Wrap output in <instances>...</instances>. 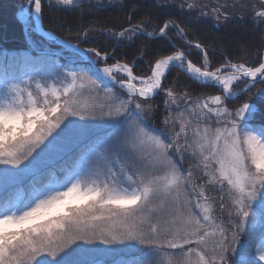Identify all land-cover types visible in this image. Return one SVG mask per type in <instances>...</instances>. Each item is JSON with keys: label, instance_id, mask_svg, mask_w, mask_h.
Listing matches in <instances>:
<instances>
[{"label": "snow or ice", "instance_id": "1", "mask_svg": "<svg viewBox=\"0 0 264 264\" xmlns=\"http://www.w3.org/2000/svg\"><path fill=\"white\" fill-rule=\"evenodd\" d=\"M29 4L39 19L42 0ZM57 4L82 9L78 0ZM261 5H252L258 27ZM206 7L181 0L178 10L190 17L199 10L203 18ZM225 7H213L217 22L228 19ZM147 27L130 23L110 35L131 41L165 37L174 28L192 44L176 21L158 32ZM195 48L203 52L202 66L176 48L156 58L146 76L121 61L98 67L108 55L90 48L87 62L67 71L0 81V264H105L116 245L142 252L117 264H264V91L254 94L260 104L227 106L264 82V57L255 67L225 57L212 68L203 46ZM177 66L220 94L178 97L163 88ZM240 81L246 83L238 93ZM160 92L167 115L162 128H150V101ZM89 122L111 129L105 147L81 157L63 179H42L47 157L81 137L92 139Z\"/></svg>", "mask_w": 264, "mask_h": 264}, {"label": "trees", "instance_id": "2", "mask_svg": "<svg viewBox=\"0 0 264 264\" xmlns=\"http://www.w3.org/2000/svg\"><path fill=\"white\" fill-rule=\"evenodd\" d=\"M22 1L24 0H0V46L7 51L29 49L24 25L16 15ZM78 2L81 3L82 9L66 10L50 0H42L43 27L82 46L95 48L102 55L107 53L108 64L121 61L134 65L135 75H148L150 65L156 58L169 55L176 48L185 50L193 63L202 66L204 55L200 49L195 48L196 43H200L207 51L212 68L225 63V57L235 63L258 66L264 50V25L258 27L253 23L254 11L250 3L239 1L231 6L227 5L224 13L228 19L225 20L222 16L217 22L211 13L203 18L199 17V10L194 17L181 13L178 10L181 0H80ZM194 2L200 4L201 0ZM257 3L259 7L262 6L261 0H257ZM174 5L176 7H173ZM206 9L208 7L204 8V11ZM184 12H187V9ZM170 20L176 21L185 28L187 39L192 42L191 46L180 39L174 28H169L165 37L140 35L131 41L126 39L117 41L110 35L112 32H119L122 28L129 27L130 23L135 25L141 21L148 25L145 31L155 29L158 32L159 28ZM85 30L87 36L84 35ZM30 35L34 39H43L34 31H30ZM47 42L52 46L56 45ZM63 64L68 66L66 63ZM9 70L11 69L8 68L5 72L3 69L0 73L1 78H7L8 73L10 76ZM243 83L245 81L235 85V88L239 90ZM162 87H171L176 94L187 92L189 96H205L220 92L216 87L202 85L192 80L176 67L168 71ZM254 90L263 91L264 82L257 81L251 91L239 95L238 99L228 101L227 105L234 108L247 100L260 104V98L254 95ZM164 99V93L160 92L150 101L153 108L148 123L153 126L154 124L162 126L161 121L166 115Z\"/></svg>", "mask_w": 264, "mask_h": 264}, {"label": "rangeland", "instance_id": "3", "mask_svg": "<svg viewBox=\"0 0 264 264\" xmlns=\"http://www.w3.org/2000/svg\"><path fill=\"white\" fill-rule=\"evenodd\" d=\"M50 1H52V3L57 4V0H50ZM188 1L194 2V0H188ZM239 1L248 4L250 3L252 5L255 4L259 8L257 0H212V1L201 0L200 4L202 6L207 5L208 9H206V12L214 15L212 11L213 7H217L220 4H225L226 7H228L231 6V4H233L234 2H239ZM226 7L224 9H226ZM224 9L222 11H224ZM31 13H32V8L30 7V4H27L26 0L22 1V5L20 6L19 10L16 12L17 17H19V19L23 22L24 28L26 29V40L29 45V50H22L17 52L14 51L13 53H10L9 51L3 49L2 46H0V64L3 65V66L0 65L1 66L0 73L2 72L3 69L5 72L7 71L8 68L11 69L9 70L10 76L9 73L7 74V79L9 81L19 82L21 80L27 79L30 76L34 77L35 79H40L41 77H48L55 75L60 70L67 71L69 68L75 67L77 64L87 62L83 60V57L78 52L74 51L70 47L59 46V45L52 46L50 43H48L47 41L41 38L34 39L30 35V31L32 30L34 31ZM125 39L128 40L127 38ZM63 63H66L68 66H65ZM104 63L107 62L106 61L101 62L99 66L103 67ZM2 80H4V78H1L0 76V81ZM239 83H242V81L238 82L236 85H238ZM233 90L237 91L235 86ZM259 92L260 91L254 90V93H259ZM217 94H220V92L207 94L205 96L217 95ZM179 95L180 94H177L178 97ZM205 96H191V97L196 98V97H205ZM240 105L234 108H230L228 105L227 106L230 109H235ZM173 108H175V106H173ZM173 115H175V113H173ZM70 119H75V118H70ZM89 123L93 125L89 129V136L92 137V139L89 140L86 137H81L79 138V140L63 145L59 151L47 157L46 158L47 168L42 174V179L47 180L50 175L54 176L57 179H63V177L67 174L68 168L78 164L80 162L81 157L89 156L93 152H99L101 149L105 147L104 139L106 135L111 131V129L107 128L106 125L100 124L99 122H89ZM148 126L150 128H162V126L155 124L153 126L150 123H148ZM60 163L62 165H60ZM190 163H192L191 159L190 158L186 159L185 162L181 165L182 169L184 170L188 169ZM59 165L61 167H59ZM24 187H27V184H25ZM212 194L218 195V193H212ZM96 246L100 248L110 247L102 244ZM86 247H92V246H86ZM114 247L118 251L104 257L103 259L105 260V264H117V262L121 260L131 261V259L134 257L142 258V252L139 250L138 247L135 249H124L123 245H116Z\"/></svg>", "mask_w": 264, "mask_h": 264}, {"label": "water", "instance_id": "4", "mask_svg": "<svg viewBox=\"0 0 264 264\" xmlns=\"http://www.w3.org/2000/svg\"><path fill=\"white\" fill-rule=\"evenodd\" d=\"M35 16H36V14L34 12H32V20H33V24H34V27H35V31L40 36H42L45 39H49V40H51V41H53L55 43L62 44L64 46L70 47L74 51L78 52L81 56L85 57V51L84 50H87L86 47L81 46V45H79L76 42L67 40V39L61 37L60 35H57V34L53 33L52 31L45 29L43 27V25H42V17H41V14H40V18L39 19H36ZM262 57H264V50H263ZM98 67H100V66L98 65ZM176 68L180 69L182 72H184L190 78V76L185 71H183L180 67L177 66ZM191 79L194 80V81H196L193 78H191ZM106 82H108V81L106 80ZM108 83H110V82H108ZM209 86H212V85H209Z\"/></svg>", "mask_w": 264, "mask_h": 264}, {"label": "bare ground", "instance_id": "5", "mask_svg": "<svg viewBox=\"0 0 264 264\" xmlns=\"http://www.w3.org/2000/svg\"><path fill=\"white\" fill-rule=\"evenodd\" d=\"M27 11V10H26ZM10 53H13L14 51H9ZM27 187H25V189H26ZM25 194H27V191H25ZM132 255V254H131Z\"/></svg>", "mask_w": 264, "mask_h": 264}]
</instances>
